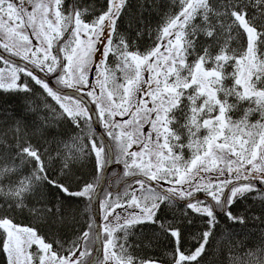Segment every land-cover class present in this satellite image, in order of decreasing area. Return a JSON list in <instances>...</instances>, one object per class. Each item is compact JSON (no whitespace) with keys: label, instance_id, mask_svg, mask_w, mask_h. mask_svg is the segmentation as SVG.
I'll list each match as a JSON object with an SVG mask.
<instances>
[{"label":"snow or ice","instance_id":"1","mask_svg":"<svg viewBox=\"0 0 264 264\" xmlns=\"http://www.w3.org/2000/svg\"><path fill=\"white\" fill-rule=\"evenodd\" d=\"M159 6L155 0L140 5ZM176 6L158 28L154 46L140 52L120 32L129 0H102L98 7L84 0H0V90L31 97L38 86L75 132L66 144L58 139L66 132L45 118L40 134L53 135L42 150L31 142L35 132L29 134L27 116L0 113V122L14 126L13 141L0 142V185L9 181L6 191L0 186L7 205L0 213L23 211L28 201L43 205L30 210L53 225L76 229L72 239L50 243L36 228L0 214L7 264H159L129 252L137 227L158 228L173 241V264H200L221 214L232 224L252 219L264 225V214L232 211L254 192L264 206V187H258L264 186V0H178ZM97 121L104 135L92 131ZM62 143L69 154L59 150ZM137 144L140 150L132 151ZM56 160L58 174L52 171ZM16 161L31 167L13 181ZM85 161L98 180L113 164L123 168V178L119 171L113 177L123 192L108 191L100 203L103 224L95 211L100 185L74 180L73 169ZM52 189L62 194L55 202L49 199ZM84 198L94 212L81 223L68 201ZM179 202L182 220L191 225L195 217L204 224L190 253L182 250V227L160 216L163 206ZM261 231L259 246L246 249L240 241L230 264H264Z\"/></svg>","mask_w":264,"mask_h":264},{"label":"trees","instance_id":"2","mask_svg":"<svg viewBox=\"0 0 264 264\" xmlns=\"http://www.w3.org/2000/svg\"><path fill=\"white\" fill-rule=\"evenodd\" d=\"M72 0H67V3H71ZM93 7H98L102 0H84ZM146 0H129V10L120 22V32L130 41L134 42L133 47L143 48L147 45L154 43L156 39L157 30L163 26L168 14H174L178 11V0H155V3L160 5L155 8H142L140 5L145 4ZM148 3H152V0H147ZM223 2V0H221ZM259 20V17H257ZM142 33L137 36V33ZM54 80V77L52 78ZM48 105L45 108V105ZM27 106V110L26 107ZM7 109L8 116H12L15 113L16 117L27 116V121L32 127L29 128V134L35 132L32 135L31 142L35 145H39L42 150L48 148L51 145L46 141H51L52 132H47L45 135H41L39 131V124L43 123L45 118L48 119L55 127L57 131H64L66 135L58 137L66 144H71V137L75 135L71 126L62 123V118L59 116V106L50 97H46V94H42V90L36 86V95L26 97L23 93H8L0 90V113H3ZM53 109L56 111L53 112ZM34 112L35 115L29 114ZM4 117H0L2 121ZM60 120V124H56V121ZM33 121L37 123L33 125ZM12 128L13 130H9ZM14 126L11 125V121L8 124L0 122V142L5 146L8 142L13 141ZM5 134L7 139L5 140ZM58 148L64 154H69L68 149L64 147V144L58 145ZM57 153L53 151L52 156ZM15 155V153H13ZM18 165V175L13 176L12 180L17 181L30 172V167H25L20 161H16ZM61 165L60 160H56L52 165V171L59 173ZM75 173L74 180H79L82 184L84 181L92 182L94 185L98 183L97 176L99 174L94 172L93 164L85 161L81 167L79 164L73 169ZM110 176V175H109ZM117 178H114L112 186L117 184ZM9 181L4 180L2 186L5 191L7 190ZM72 190H76V184L73 183ZM109 190L105 189L101 202L105 200L106 194ZM51 196L49 199L55 202L62 194L56 192L55 189L51 190ZM257 194L251 193L246 198L240 199L233 206L232 211L237 215H246L247 217H260L264 214V206L258 199H253ZM115 196V195H113ZM67 200V198H64ZM72 208L77 212V219L81 223L90 221L92 219L91 209L88 206L87 198L83 200L73 199L68 201ZM25 208L23 211L17 209L6 214L10 216L14 223L20 226H28L36 228L40 235L44 236L48 242H53L57 239L70 240L73 238V233L76 231L72 227H59L53 225L50 221L43 218V213L33 212L30 209L33 207H44L40 204H33L28 201L25 202ZM50 206V205H49ZM7 207L4 204L3 198H0V208ZM184 211V206H178L176 204L172 206H163L160 216L165 221H174L182 227L183 241L182 250L186 253H190L199 246L200 234L204 231V224L199 218L192 217L194 223L189 225L187 220H182L181 216ZM191 217V214H190ZM219 224L215 229V234L211 238L209 244L206 246V251L200 258V264H230V257L235 253V249L240 247V241L244 242L246 249L256 248L259 246L262 238V229L264 225H260L258 221L248 219L246 225L232 224L224 215L219 216ZM243 227V230H242ZM2 238V233H0ZM129 252L137 260H157L161 264H173L174 243L165 235H162L158 228L149 229L147 227H137L133 230V233L129 236ZM55 247V244H54ZM67 247V245H65ZM35 248V247H34ZM0 264H7L6 254L0 250Z\"/></svg>","mask_w":264,"mask_h":264},{"label":"rangeland","instance_id":"3","mask_svg":"<svg viewBox=\"0 0 264 264\" xmlns=\"http://www.w3.org/2000/svg\"><path fill=\"white\" fill-rule=\"evenodd\" d=\"M88 19L90 20V19H92V17L89 16ZM155 40H156V39H154V43L151 44V45H147V46H145V47H143V48L133 47L132 50H139L140 52H145V51H147L150 47H153V46H154V44H155ZM33 43H35V42H34V39H33ZM232 47H237V45H236V44H233ZM101 51H102V49H101ZM99 59H100V57H99V55H97V56L95 57V60H96L97 63L99 62ZM109 62H110V64H112V66L114 67V66H115V57H110V58H109ZM229 71H231V68H229ZM118 75H119V73H118ZM95 76H96V72H95V68H93L92 71H91V73H90V78H91V80H92L93 82L95 81ZM258 118H259L258 116H254L252 119H253V121H255V120L258 119ZM133 147H139V148H140V146H139L138 144H137V145H133ZM139 150H140V149L135 150V151H139ZM184 155H185V158L188 159V158H190V155H191V154H190L189 152L186 151Z\"/></svg>","mask_w":264,"mask_h":264},{"label":"water","instance_id":"4","mask_svg":"<svg viewBox=\"0 0 264 264\" xmlns=\"http://www.w3.org/2000/svg\"><path fill=\"white\" fill-rule=\"evenodd\" d=\"M88 107H89V108H92V105L89 103V104H88ZM92 109H93V108H92ZM93 110H94V109H93ZM94 126H95L96 130H98V125H97V123H96ZM98 133L101 135V133L99 132V130H98ZM110 168H111V167H110ZM104 181H105V177L102 176V180H101V182H100V188H99L98 196H99V193L101 192V189H102V187H103ZM92 209H93V208H92ZM95 211H96V213H97L96 218L99 220V213H98V200L95 202ZM93 212H94V209H93Z\"/></svg>","mask_w":264,"mask_h":264},{"label":"flooded vegetation","instance_id":"5","mask_svg":"<svg viewBox=\"0 0 264 264\" xmlns=\"http://www.w3.org/2000/svg\"><path fill=\"white\" fill-rule=\"evenodd\" d=\"M72 2V1H71Z\"/></svg>","mask_w":264,"mask_h":264}]
</instances>
